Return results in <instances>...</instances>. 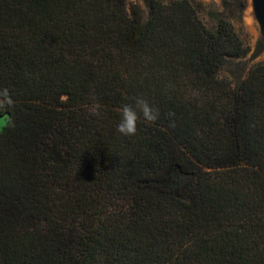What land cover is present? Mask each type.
<instances>
[{"label":"trees","instance_id":"1","mask_svg":"<svg viewBox=\"0 0 264 264\" xmlns=\"http://www.w3.org/2000/svg\"><path fill=\"white\" fill-rule=\"evenodd\" d=\"M143 1L0 0V264H264V62L235 82L229 17Z\"/></svg>","mask_w":264,"mask_h":264},{"label":"rangeland","instance_id":"2","mask_svg":"<svg viewBox=\"0 0 264 264\" xmlns=\"http://www.w3.org/2000/svg\"><path fill=\"white\" fill-rule=\"evenodd\" d=\"M130 4L139 5L147 18L148 9L143 0H128ZM206 9L204 18L210 21L208 12L224 13L234 24L237 32L248 47L249 54L230 63L224 73L235 82L245 77L249 69L257 63L264 62V37L255 19L251 0H196ZM208 13V14H207ZM7 123V116L0 117V130Z\"/></svg>","mask_w":264,"mask_h":264},{"label":"clouds","instance_id":"3","mask_svg":"<svg viewBox=\"0 0 264 264\" xmlns=\"http://www.w3.org/2000/svg\"><path fill=\"white\" fill-rule=\"evenodd\" d=\"M135 108L132 105L126 104L121 110V119L116 126L119 134L127 137L135 136L137 133V122L141 118L148 122H154L159 118V111L152 107L149 102L137 96L134 98ZM8 89L0 91V107H8L13 105ZM139 109V112L137 111Z\"/></svg>","mask_w":264,"mask_h":264},{"label":"water","instance_id":"4","mask_svg":"<svg viewBox=\"0 0 264 264\" xmlns=\"http://www.w3.org/2000/svg\"><path fill=\"white\" fill-rule=\"evenodd\" d=\"M256 21L264 37V0H251Z\"/></svg>","mask_w":264,"mask_h":264}]
</instances>
